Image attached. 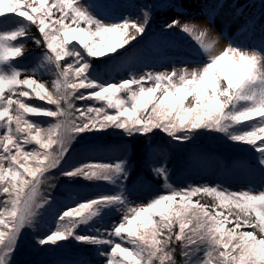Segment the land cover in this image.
Instances as JSON below:
<instances>
[{
	"label": "snow or ice",
	"instance_id": "obj_1",
	"mask_svg": "<svg viewBox=\"0 0 264 264\" xmlns=\"http://www.w3.org/2000/svg\"><path fill=\"white\" fill-rule=\"evenodd\" d=\"M0 264H264V0H0Z\"/></svg>",
	"mask_w": 264,
	"mask_h": 264
},
{
	"label": "rangeland",
	"instance_id": "obj_2",
	"mask_svg": "<svg viewBox=\"0 0 264 264\" xmlns=\"http://www.w3.org/2000/svg\"><path fill=\"white\" fill-rule=\"evenodd\" d=\"M198 23H201L203 25L204 21L203 20H198Z\"/></svg>",
	"mask_w": 264,
	"mask_h": 264
},
{
	"label": "bare ground",
	"instance_id": "obj_3",
	"mask_svg": "<svg viewBox=\"0 0 264 264\" xmlns=\"http://www.w3.org/2000/svg\"><path fill=\"white\" fill-rule=\"evenodd\" d=\"M224 45H223V42L221 43V47H223Z\"/></svg>",
	"mask_w": 264,
	"mask_h": 264
}]
</instances>
